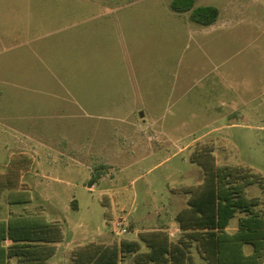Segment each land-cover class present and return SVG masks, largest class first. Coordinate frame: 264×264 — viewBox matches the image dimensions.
<instances>
[{"label":"rangeland","instance_id":"obj_1","mask_svg":"<svg viewBox=\"0 0 264 264\" xmlns=\"http://www.w3.org/2000/svg\"><path fill=\"white\" fill-rule=\"evenodd\" d=\"M172 1L0 0V174L61 225L51 264L173 222L201 151L264 177V0Z\"/></svg>","mask_w":264,"mask_h":264},{"label":"trees","instance_id":"obj_2","mask_svg":"<svg viewBox=\"0 0 264 264\" xmlns=\"http://www.w3.org/2000/svg\"><path fill=\"white\" fill-rule=\"evenodd\" d=\"M135 1L125 0L123 5ZM195 1L173 0L171 9L189 13L190 20L202 26L219 19L218 7L195 8ZM195 157L204 180L183 188L188 201L175 217L178 239L159 228L140 232L138 239L90 242L73 250L72 264H196L198 258L201 264H264L263 200L248 192L254 185L264 192V177L242 166H218L212 150ZM11 171L0 174V213L5 203L8 206L7 217H0V264H51L64 239L63 229L42 213L15 210L31 200L19 192V171ZM73 206L77 209L76 201ZM233 222L236 227L231 230Z\"/></svg>","mask_w":264,"mask_h":264},{"label":"crops","instance_id":"obj_3","mask_svg":"<svg viewBox=\"0 0 264 264\" xmlns=\"http://www.w3.org/2000/svg\"><path fill=\"white\" fill-rule=\"evenodd\" d=\"M202 174H203V179H202L201 182H199V183H197V184H200V183L203 182V180H204V171H203V170H202ZM187 201H188V200H187ZM187 201H186V204H185L181 209L176 210L175 212H174V211L172 212V218L174 219L173 222H169V223H167V224H164V223H162V224H158V227L155 228V229H159V228H165V229H168L169 232H170V234H171V237H172L174 240L178 239V237L180 236L181 231H180L179 224H178V222L176 221L175 217H176V215H177L182 209H184V208L187 206ZM30 203H31V202H30ZM30 203H28V204H30ZM173 213H174V214H173ZM140 232H142V231H139V232H138L137 237L139 236V233H140ZM137 239H138V238H137ZM249 249H250V248H247V250H249ZM196 264H201L199 258H198ZM203 264H206L205 261L203 262Z\"/></svg>","mask_w":264,"mask_h":264},{"label":"water","instance_id":"obj_4","mask_svg":"<svg viewBox=\"0 0 264 264\" xmlns=\"http://www.w3.org/2000/svg\"><path fill=\"white\" fill-rule=\"evenodd\" d=\"M143 115H144V113H143V112H141V113H140V116H141V117H143Z\"/></svg>","mask_w":264,"mask_h":264},{"label":"built area","instance_id":"obj_5","mask_svg":"<svg viewBox=\"0 0 264 264\" xmlns=\"http://www.w3.org/2000/svg\"><path fill=\"white\" fill-rule=\"evenodd\" d=\"M122 232H126V230L124 229V230H122Z\"/></svg>","mask_w":264,"mask_h":264}]
</instances>
